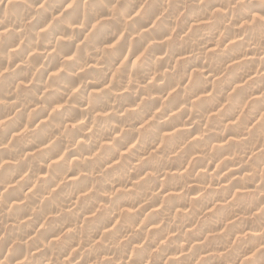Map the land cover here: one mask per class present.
Instances as JSON below:
<instances>
[{"label": "clouds", "instance_id": "1", "mask_svg": "<svg viewBox=\"0 0 264 264\" xmlns=\"http://www.w3.org/2000/svg\"><path fill=\"white\" fill-rule=\"evenodd\" d=\"M0 264H264V0H0Z\"/></svg>", "mask_w": 264, "mask_h": 264}]
</instances>
